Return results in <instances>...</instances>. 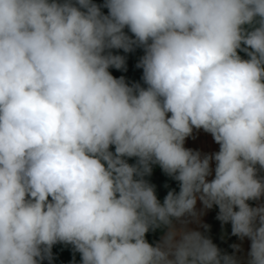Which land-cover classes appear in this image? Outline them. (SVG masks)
Wrapping results in <instances>:
<instances>
[{
    "label": "clouds",
    "instance_id": "1",
    "mask_svg": "<svg viewBox=\"0 0 264 264\" xmlns=\"http://www.w3.org/2000/svg\"><path fill=\"white\" fill-rule=\"evenodd\" d=\"M136 48L144 86L109 71ZM261 171L264 0H0V264H239L188 227L198 200L264 264Z\"/></svg>",
    "mask_w": 264,
    "mask_h": 264
},
{
    "label": "crops",
    "instance_id": "2",
    "mask_svg": "<svg viewBox=\"0 0 264 264\" xmlns=\"http://www.w3.org/2000/svg\"><path fill=\"white\" fill-rule=\"evenodd\" d=\"M97 4H103L104 0H94ZM102 11L107 14V9L103 8ZM127 31V29L125 30ZM114 54L123 55L126 58V70H117L115 68H110L109 71L116 78L124 77L125 81L132 85L134 83H139L143 85L142 75L143 70L137 67V64L142 57L143 49L136 48L134 51L129 53H124L123 50H113ZM244 56V53H240ZM186 148L192 149L194 151H199L203 154H212L219 150V145L213 140L211 134L201 130H193L192 136L186 138L185 145ZM130 164L135 163V158L129 159ZM211 167L214 170L215 162L213 161ZM214 175V171H213ZM260 176H264V171L259 173ZM213 177L209 176L208 179L211 180ZM146 179L156 187V194L158 199L163 202L164 197L170 190L179 191V184L177 181L166 175L158 165H153V171L151 176L146 177ZM249 204L253 207L264 205V197L260 200L249 201ZM196 209L198 212L203 211V215L199 218V223L193 222L188 225L189 228L201 231L206 236L212 239L222 253L234 254L239 262V264H247L248 252L250 250V240L233 236L231 234V224H221V222L216 218L218 214V208L213 206L211 209H204L202 203L198 200ZM207 225V230L203 227ZM162 232L157 230L155 232L150 231L146 234V239L149 243L155 244L159 241ZM232 245H239V251H236ZM53 259L51 264H80L79 253H74L70 245L56 244L52 248ZM43 264H49L47 260Z\"/></svg>",
    "mask_w": 264,
    "mask_h": 264
}]
</instances>
